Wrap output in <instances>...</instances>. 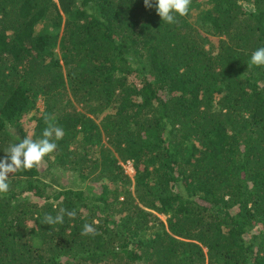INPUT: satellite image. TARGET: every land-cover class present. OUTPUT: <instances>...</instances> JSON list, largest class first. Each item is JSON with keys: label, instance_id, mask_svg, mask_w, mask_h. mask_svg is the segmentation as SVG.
Instances as JSON below:
<instances>
[{"label": "trees", "instance_id": "obj_1", "mask_svg": "<svg viewBox=\"0 0 264 264\" xmlns=\"http://www.w3.org/2000/svg\"><path fill=\"white\" fill-rule=\"evenodd\" d=\"M259 47L264 0H191L171 24L144 0H0V157L65 132L9 174L0 264H264Z\"/></svg>", "mask_w": 264, "mask_h": 264}, {"label": "clouds", "instance_id": "obj_2", "mask_svg": "<svg viewBox=\"0 0 264 264\" xmlns=\"http://www.w3.org/2000/svg\"><path fill=\"white\" fill-rule=\"evenodd\" d=\"M146 7H155L156 13L164 22L174 23L178 16H185L189 13L191 0H144ZM250 66L264 67V47H259L251 53ZM65 135L62 127L48 123L42 131L41 137L33 139L26 135L18 142L12 143L4 151L5 156L0 157V193H6L10 189L9 174L18 170H31L38 168L46 156H49L57 149L58 141ZM70 217L74 212L67 213ZM63 215L55 217L47 215L44 222L48 225L63 223ZM95 229L90 224L83 227V235L94 234Z\"/></svg>", "mask_w": 264, "mask_h": 264}, {"label": "rangeland", "instance_id": "obj_3", "mask_svg": "<svg viewBox=\"0 0 264 264\" xmlns=\"http://www.w3.org/2000/svg\"><path fill=\"white\" fill-rule=\"evenodd\" d=\"M194 13H195V11H194ZM39 109H40V111H42V109H43L42 102L39 103ZM38 114H39V112H32L31 114L28 115V117L31 118L32 116L38 115ZM33 124H34V122H33ZM33 124L30 122V119H29V121L26 120V122L24 124V128L25 129H29V132H30V131H32L31 127H33ZM56 178H57L56 179L57 183L55 182V184L51 180V178H47L46 180L50 181L51 183H53L57 188H59V186L61 188H63V187H78V188H81V189L85 187V185L80 183V182H78L76 180L75 176L73 175V173H70V172H68V173H62V172L61 173H57V177Z\"/></svg>", "mask_w": 264, "mask_h": 264}, {"label": "built area", "instance_id": "obj_4", "mask_svg": "<svg viewBox=\"0 0 264 264\" xmlns=\"http://www.w3.org/2000/svg\"><path fill=\"white\" fill-rule=\"evenodd\" d=\"M125 169H126V172L129 173V174H134V166H133V163L131 161H128L126 164H125Z\"/></svg>", "mask_w": 264, "mask_h": 264}]
</instances>
